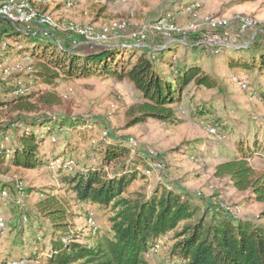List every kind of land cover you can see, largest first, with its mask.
<instances>
[{
    "label": "rangeland",
    "instance_id": "374dc122",
    "mask_svg": "<svg viewBox=\"0 0 264 264\" xmlns=\"http://www.w3.org/2000/svg\"><path fill=\"white\" fill-rule=\"evenodd\" d=\"M195 2L198 5L191 12L174 8L171 0H125L121 3L115 0H74V5L69 8L65 7L62 0L36 2L39 15L47 14L59 23L58 28L51 30L56 40L66 47L73 46L78 50H95L111 43H120L122 46L134 44L130 38L131 32L145 22H153L160 15L169 12L179 28L187 32V37L183 38L186 44L179 41L181 36L178 35L173 36L176 41L172 42L154 34H150L143 44L152 47L172 45L174 52L169 53V56L175 63L182 59L186 62L198 59L203 71L218 78L219 86L197 87L193 83L185 86L181 93L182 99L173 104L176 122L159 123L147 119L127 126L128 118L125 114L127 106L139 99V92L132 83L95 75L73 80L61 79L57 81L56 87L61 96L60 101L47 104L38 98V95L48 87L29 78L27 73L29 69L21 72L19 85L25 88L26 91L23 93L34 94L31 98L34 108L31 112L20 114L29 118L49 117L55 120L45 127L35 128L37 133H41L50 127L49 133L43 137L41 143V153L49 164L44 161L39 166L31 168L12 166L8 173L0 174V183L8 191L7 196L0 195V216L5 222L3 230H0V264H49L48 248L38 255L39 248L48 244L47 241L42 243L37 239L38 241L34 242L32 230L22 227L23 233L18 235V229L15 227L21 224V219L33 218L32 221H35L36 217L40 218L37 213L34 215V203L46 192L52 191L59 197L65 195L66 190L57 178V169L60 166L66 172L79 169L91 159L87 154L95 148L98 150L103 148L108 138L125 141L131 138L137 142V146L133 148L138 156L135 153L132 155L135 156V160L133 159L130 168L138 169L132 182L127 186L128 193L149 194L159 184L163 188L189 193L203 207L237 206L238 211L234 214L236 217L264 224V203L248 200L249 192L233 188L227 176L214 175V165L223 159L221 152L235 150L233 136L256 127L260 129L259 137L263 138L261 133H264V102L255 90L264 87V75L262 76L257 68L250 72L241 68L229 69L227 57L244 56L249 60L251 56L257 58L259 53L264 52V0H195ZM241 13L253 16L257 20V26L234 35L235 46H222L219 49L218 46H209L208 51L203 43L196 44L193 41L191 37L193 34L187 29L189 24L203 22L211 16L231 18ZM114 23L123 26L112 30L108 38L102 41L88 42L82 37H77L73 31L76 26H88L99 32L103 25ZM31 28L39 33L45 30V27L34 22ZM73 39L76 41L75 44ZM7 42L19 48L16 40L9 39ZM36 43L38 39L26 38L22 39L21 44L29 48L31 44ZM229 48L243 50L231 52ZM23 62L28 68L31 59ZM164 68L170 70L166 65ZM9 77L4 75L2 80H9ZM238 77L245 78L249 86L247 88L238 86L236 79ZM9 98L0 86V101ZM205 106L206 111L201 113V108ZM17 114L16 111L3 107L0 110V125L11 122ZM65 116L84 117L88 121L80 129L75 130L71 128L69 122L58 124L57 118ZM218 117L222 118L221 126L213 124ZM224 125L234 129V133L225 135ZM210 128H215L216 134L211 133ZM15 139L13 130L0 134V146L8 150L7 154L14 148ZM74 147L76 150L72 151ZM146 148L153 149L165 164L161 171L153 172L151 176L142 173L145 167ZM64 150L70 152L66 158L64 157L65 160L62 157ZM92 155L97 156L91 153ZM56 157L57 159L53 160ZM59 158L63 159L62 164ZM251 163L257 170L264 172L263 157L255 155ZM118 169L107 168L111 175L115 174V170L118 172ZM31 188H46V191L43 195H38V191L30 192ZM17 199L21 200V204L17 203ZM86 207L90 210V216H85L84 212L78 210L73 211L76 214L73 218L75 229L80 232L77 241L80 243L88 242L90 228L95 226L107 232L110 226L111 212L108 209L89 204ZM172 244L170 232L160 248L150 249L149 262L167 264L169 259L166 253ZM70 264H81V261Z\"/></svg>",
    "mask_w": 264,
    "mask_h": 264
},
{
    "label": "trees",
    "instance_id": "16d2710c",
    "mask_svg": "<svg viewBox=\"0 0 264 264\" xmlns=\"http://www.w3.org/2000/svg\"><path fill=\"white\" fill-rule=\"evenodd\" d=\"M191 37L195 41L198 36L193 34ZM26 38H36L38 43L26 48L21 44L22 39ZM9 39L16 40L19 48L9 44ZM228 50L236 52L243 49ZM172 52V45L122 46L120 43L105 44L95 50H78L45 38L39 32L25 30L21 24L0 16V60L13 53H27L31 58L27 72L29 78L48 87L38 98L47 104L59 102L61 96L56 87L61 79L73 80L95 75L111 77L116 81L126 80L139 92V99L127 106L125 111L127 126L147 119L159 123L176 122L173 104L182 99L185 86L190 83L197 87L219 86L218 78L203 71L198 59L191 62L182 59L175 63L169 56ZM165 65L170 70H165ZM227 67L233 70L241 68L247 72L257 68L263 76L264 52L259 53L257 58L251 56L249 60L244 56L227 57ZM20 73L10 74L5 82L0 77L3 92L10 97L9 100L0 101V110L6 107L18 113L11 122L0 125V134L13 130L16 135L10 154L0 146V174L8 173L12 166L31 168L46 161L41 153V143L50 127L41 133H37L35 128L45 127L55 120L49 117L29 118L20 114L31 112L34 108L31 102L33 93L13 94L20 87ZM255 93L264 102V87L256 89ZM205 108H201V113L206 111ZM57 119L58 124L69 122L75 130L88 121L84 117L65 116ZM221 119L218 117L213 124L223 125ZM224 130L225 135L234 133V129H229L227 125H224ZM259 132L260 129L255 127L233 136L235 150L221 152L223 159L214 165V175L227 176L233 188L249 192L248 200L264 203V172L251 163L255 155L264 159V133L260 138ZM107 140L99 153L97 148L91 152L97 156H91L90 152L87 154L91 159L79 169L66 172L60 166L57 178L66 190L65 195L59 197L52 191L46 192L34 203V215L37 213L40 218L35 216V221H32L33 218L21 219V224L15 227L18 235L23 233L25 227L32 230L34 242L47 241L48 244L39 248L38 255L48 248L49 264L78 261L81 264H151L146 252L160 237L170 232L173 244L166 253L169 259L167 264H264V224L236 217L220 205L203 207L189 193L163 188L159 184L149 194L128 193L127 186L138 169L130 168L135 160L132 155L135 153L138 156V153L126 145L125 140ZM75 150L74 147L72 151ZM68 153V150H64L62 157ZM60 161L61 164L64 162L62 158ZM44 163L49 164L48 161ZM112 167L119 168V171L115 170V174L111 175L107 168ZM1 189H5L2 183ZM31 191L43 195L46 188H31ZM87 204L108 209L111 212L110 226L107 232L95 226L90 228L88 242L80 243L77 241L80 232L75 229L73 218L76 214L73 211L90 216Z\"/></svg>",
    "mask_w": 264,
    "mask_h": 264
},
{
    "label": "built area",
    "instance_id": "2783aa9c",
    "mask_svg": "<svg viewBox=\"0 0 264 264\" xmlns=\"http://www.w3.org/2000/svg\"><path fill=\"white\" fill-rule=\"evenodd\" d=\"M40 0H0V16L8 19L11 22L19 23L25 30H32L31 25L37 23L45 27L41 31V35L45 38L58 42L55 38L52 29L58 28L59 23L47 14L39 15L36 10V2ZM48 1V0H47ZM65 7L69 8L74 5V0H62ZM116 2H124L125 0H115ZM173 7L180 10H187L189 12L198 5L195 0H171ZM123 26V24L114 23L112 25L105 24L101 27L99 32H95L92 27L88 26H76L73 31L77 37H82L86 41L94 42V40L102 41L107 39L112 30ZM257 26V20L248 14H236L231 18H224L220 16H211L206 18L203 22H193L189 24V33L197 35L195 40L196 44L203 43L205 48L209 49V46H218V49L222 46H235L236 37L234 35L241 34L243 32L254 29ZM34 31V30H32ZM37 32V31H34ZM150 34L159 35L168 41H176L173 38L174 35L181 36L180 42L185 43L183 38L187 37V32L182 31L181 28L173 21L169 12H165L160 15L153 22H145L139 28L130 33V38L137 46L146 45L143 44L144 40L148 38ZM189 36V35H188ZM75 39L73 43L75 44ZM59 43V42H58ZM164 45L160 47H164ZM19 47V45H18ZM31 59L27 53H23L19 57L8 55L0 60V77L4 75H10L14 72H24L26 69H30L25 65V60ZM237 84L241 88H247L249 86L248 81L243 77H238ZM25 88L21 86L14 90L15 94H22ZM26 91V90H25ZM210 132L216 134L215 128H210ZM129 146H137V142L134 139L126 141ZM145 151V167L142 169V173L145 176H151L153 172L161 171L165 164L164 160L156 155V152L151 148L144 149ZM59 160H56V162ZM2 197L8 195L6 189L0 190ZM17 203L21 204V200L17 199ZM22 206V205H21ZM225 211L236 214L238 211L237 206L220 205ZM236 211V212H235ZM3 218L0 216V230L4 228ZM3 230V229H2ZM166 239V236L160 237L150 249L157 250L161 247V243ZM150 249L146 252L147 258L150 256Z\"/></svg>",
    "mask_w": 264,
    "mask_h": 264
},
{
    "label": "crops",
    "instance_id": "0c3cea01",
    "mask_svg": "<svg viewBox=\"0 0 264 264\" xmlns=\"http://www.w3.org/2000/svg\"><path fill=\"white\" fill-rule=\"evenodd\" d=\"M12 55H13L14 57H19L21 54L13 53Z\"/></svg>",
    "mask_w": 264,
    "mask_h": 264
},
{
    "label": "water",
    "instance_id": "95a60500",
    "mask_svg": "<svg viewBox=\"0 0 264 264\" xmlns=\"http://www.w3.org/2000/svg\"><path fill=\"white\" fill-rule=\"evenodd\" d=\"M125 45H128V46H137L136 44H125Z\"/></svg>",
    "mask_w": 264,
    "mask_h": 264
}]
</instances>
